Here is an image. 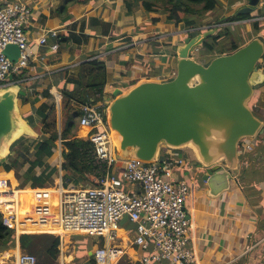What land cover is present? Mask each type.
<instances>
[{
	"label": "crops",
	"instance_id": "0c3cea01",
	"mask_svg": "<svg viewBox=\"0 0 264 264\" xmlns=\"http://www.w3.org/2000/svg\"><path fill=\"white\" fill-rule=\"evenodd\" d=\"M9 1L14 0H0V5ZM23 1H27L33 9V15L29 25L26 27V33L30 40L31 57L29 67L25 69L23 76L25 83L23 84H27V89L33 85L37 86V94L35 96L28 94L27 89L25 91L28 103L23 104V108L20 107L23 116L29 113L32 115L31 110L33 108L37 110L42 104L52 105L55 103L58 109V122L61 127L62 100L59 101L58 96L62 98L61 90L64 88L70 90L77 88L68 84L67 80L77 78L80 70L79 66L92 59H97L106 65V92L111 89H113V92L116 89H122L121 87L112 88V86L116 85L126 86L130 89L135 82L140 81L141 83L146 79H150L146 81L163 82L160 71L165 74V79L170 80L173 78L172 75L176 73L177 57L174 48L177 44H182L186 37L183 40L179 39L178 43L173 44L172 36L179 38L181 32L186 33L189 29L184 23L177 25L173 21L167 20L165 22V19L168 18L165 14H147L142 7V2H139V4L135 3L132 11L129 12L125 5V0H90L87 4H74L66 8L60 6L61 1L59 0ZM263 4L256 14L259 15L260 11L264 10ZM84 19L86 21L90 20L89 27L84 33L87 36H84L79 31L80 23ZM94 20L100 21L101 24L94 22ZM76 22L78 23L76 34L80 35L79 37L83 41L82 44L71 42L66 48L59 46L57 52L52 51L51 47L55 43V39L50 37L49 32L56 30L59 35L67 36L71 31V25ZM104 24H107V26H104ZM166 25H170L172 31L167 32L165 35H160L162 33L158 28ZM180 25L183 26L181 27ZM43 36L48 37V42L46 45H39L38 40ZM159 36H166L167 39L160 41L158 40ZM165 45L168 50H164ZM123 56L127 58H123ZM159 57L167 61L165 65L160 62ZM262 68L264 69V67ZM128 88L127 90H129ZM46 90H49L52 98L47 99L41 96ZM104 99V105L111 104L113 100V98L108 100L106 94ZM251 107L256 109L258 114L260 112L259 116H257L264 122V118H262V116L264 117L263 86L258 90ZM32 116L37 115L34 113ZM29 124L33 127L32 123ZM82 129L74 132L75 138L86 140L88 131ZM36 146L37 144L33 145L31 152L34 151ZM56 151L57 154L47 160L46 167H56L60 179L55 187L47 184L46 188H38V191H59L61 186H63V190L75 189L73 185L76 181L69 182V180H65L63 175L62 164L64 158L62 153L64 149L62 144H59V148L57 147ZM192 152L194 153L193 157L186 159L188 166L190 162L192 164V166H189L191 171L186 172L185 175L178 171L174 174L173 180H182L184 178L191 180V177H194L195 180V178L201 177V183L199 186L196 184L194 195L187 202L189 217L192 221L191 244L196 253L197 264H264V243L262 242L264 229H259L260 223L262 225V220L259 219L257 212L248 204L244 193L237 188L236 183L233 186L232 182L235 180V175L232 176L229 193L225 192L217 198L209 197L207 195V184L202 180L205 170L201 168L195 152L193 150ZM187 154L192 155L190 152ZM89 175L95 180L98 176H95V174H83L84 177ZM0 177L4 180H10L13 186L12 175L2 170L0 171ZM27 186L31 188L30 184ZM80 188L85 187L80 185L78 189ZM127 190L132 191L135 189ZM4 191H12V189L0 191V204L6 207L7 205L15 208L18 206L19 217L24 204L16 202L15 198L11 201L5 200L3 196L6 192ZM12 192L15 193L17 191ZM225 194H227V197L224 196ZM49 195L55 198L56 205H58V195ZM34 206V204L33 207L31 206L32 210H34ZM262 213L264 215V210ZM39 218H36L34 222L18 218V222L19 224L26 222L24 224L28 225L38 224L45 229H50L40 233L51 234L60 238L59 257L55 262L44 264L92 263L93 254L92 256L89 254L93 252L92 250L87 252V257L85 258L79 252L78 247L71 240H67L68 235L81 236V234L63 235L59 221L55 224L52 221L42 223ZM54 218L57 219V217ZM120 229L119 238L115 242L107 243V246L110 250L116 252L117 257L122 256V259L113 258L110 260V264H139L142 256L147 253L134 244L136 225L124 219L120 222ZM20 231L17 232L19 235L18 239L22 234ZM64 239L68 241L66 245H69L65 250L63 248ZM105 244V241L104 243L101 241L100 244H94L93 246L98 248ZM71 247L74 251H70ZM17 249L14 251L15 255L9 259H13L16 255L23 252L19 241ZM9 253L3 254V258H8L10 256ZM260 256L263 258H260Z\"/></svg>",
	"mask_w": 264,
	"mask_h": 264
},
{
	"label": "water",
	"instance_id": "95a60500",
	"mask_svg": "<svg viewBox=\"0 0 264 264\" xmlns=\"http://www.w3.org/2000/svg\"><path fill=\"white\" fill-rule=\"evenodd\" d=\"M230 17L255 15L263 0H246ZM228 18V17H227ZM225 18V19H227ZM219 26L186 31L174 48L176 75L167 82L145 81L129 90L116 89L109 104V122L121 137V160L155 162L162 148L191 149L201 168L207 195L217 198L231 189L241 167L242 141L264 134V122L250 106L255 89L264 84V41L254 38L232 54L207 64L194 58L197 48L213 37ZM205 31L194 37L190 32ZM5 55L20 57L15 45ZM21 85L0 89V162L22 137H37L20 109ZM59 133L62 130L59 125ZM61 144V143H60ZM92 256L93 252L89 253Z\"/></svg>",
	"mask_w": 264,
	"mask_h": 264
},
{
	"label": "built area",
	"instance_id": "2783aa9c",
	"mask_svg": "<svg viewBox=\"0 0 264 264\" xmlns=\"http://www.w3.org/2000/svg\"><path fill=\"white\" fill-rule=\"evenodd\" d=\"M32 15L33 9L27 1L14 0L0 5V89L25 83L24 79H14L13 75L29 67L30 40L26 27ZM49 35L55 39L51 49L57 52L61 35L56 30L50 31ZM47 42V36L38 40L39 45H46ZM9 45H15L20 50L17 62L11 61L4 53ZM198 51L197 48L195 53ZM79 126L88 131L86 140H90L94 146V166L104 170V174L100 177L97 169L95 176H98L92 187L63 190L61 186L57 194L59 202L56 214L48 207H39L37 215L40 221H52L54 224L59 221L60 229L65 234L103 238L106 244L93 252L90 264H110L113 258L122 259L109 249L107 243L119 238L120 222L124 219L136 225L134 244L147 253L139 264H197L191 244L192 221L187 208V202L194 193L192 185L195 187V184L187 178L173 180L178 171L184 175L191 171L187 160L170 148H166L163 156L153 163H144L135 158L121 160L112 142L108 104L83 105ZM252 150L253 144H247L242 154ZM120 164H124V168H120ZM11 189L14 192L22 190L10 188V180L0 178V191ZM48 193L51 194L45 191L43 198H48ZM30 206L33 207V204ZM0 212L3 214V225L16 233L26 223L19 224L18 212L13 206L7 205L6 210ZM25 221L34 222L33 219ZM20 232L21 235L27 233L24 230ZM0 264L44 263L34 254L21 252L13 259L0 258Z\"/></svg>",
	"mask_w": 264,
	"mask_h": 264
},
{
	"label": "trees",
	"instance_id": "16d2710c",
	"mask_svg": "<svg viewBox=\"0 0 264 264\" xmlns=\"http://www.w3.org/2000/svg\"><path fill=\"white\" fill-rule=\"evenodd\" d=\"M89 1L90 0H65L63 8L74 4H87ZM240 1L242 0H227L228 4L225 6L220 0H125V5L130 12L135 3L139 4V2H142V7L147 14H166L169 21H173L177 25L185 23L187 29H196L205 26L204 20L208 17H212V15H217L219 18L216 17V20H220L225 9L229 15L232 14V7ZM248 18L249 16L247 15L234 16L229 18L228 21L240 22ZM95 21L101 24L100 21L94 20V22ZM89 24L90 20L86 21V19L82 20L80 23L79 31L83 33L84 36H87L84 33L89 27ZM104 26H107V24H104ZM77 28L78 23H73L69 34L67 36H60L59 46L61 48H66L71 42L82 44L83 41L80 39V35L76 34ZM252 29L256 35L254 37H257L260 32H263L264 35V25L260 22L255 21L252 23ZM219 35L220 36L211 37L206 40L203 45L205 48L203 54L206 55L208 61L217 56L232 54L252 40L251 38L249 41L246 40L247 42L242 41L241 45L232 44L229 49H226L222 40L230 38V28L226 27ZM262 39L264 41V37ZM79 67L80 70L77 78L67 80L68 84L74 85L77 88L71 90L64 88L61 90V134L58 128L59 123L56 104H42L36 111L37 114L42 117V131L45 135V139L41 140L35 147L33 158H28L26 153L21 149L23 147V140L25 139V137H22L11 147V154L0 162V171L4 170L12 175L14 182L13 187L17 186V181L11 171L16 172L23 186L22 188L30 184L32 189H43L46 188L47 184L53 181L54 176L58 173V169L56 167H46V165L47 160L53 158L57 154V142H61L64 149L62 153L64 158L62 169L65 180L67 179L69 182H75L79 178L84 177V173L92 175L95 173L97 174V169L99 170V168L94 166L93 162V143L90 140L75 138L74 132L80 127V113L83 105H104L107 86V68L103 62L97 59L86 61ZM24 74L25 70H22L13 76L14 79H24ZM145 81L146 80L142 82ZM262 86L264 87V84L255 89L254 98H256L258 90ZM41 96L47 99L52 98L49 90L44 91ZM23 101V104L28 103L26 99ZM253 111L255 115H257L254 108ZM29 116L31 117L30 113L24 114V118L28 120L29 123H32ZM257 140L259 141H256L257 146H255L254 150L245 153L241 157V162H243V164L235 183L237 188L244 193L251 208H253L259 216L264 217L262 213L264 210V134L258 136ZM99 171L100 177H102L104 170L101 169ZM21 172L23 173L20 174ZM0 210L6 209L0 204ZM25 227H28V224H24L21 229L25 231ZM259 229H264V219L262 220V225L260 223ZM18 241L23 252L34 254L36 250L42 249L47 259H49V262H55L59 257L61 240L54 235L24 234L20 236ZM16 247V232L3 225V214L0 212V255L10 250H16ZM261 256L260 258H263Z\"/></svg>",
	"mask_w": 264,
	"mask_h": 264
},
{
	"label": "rangeland",
	"instance_id": "374dc122",
	"mask_svg": "<svg viewBox=\"0 0 264 264\" xmlns=\"http://www.w3.org/2000/svg\"><path fill=\"white\" fill-rule=\"evenodd\" d=\"M59 1H61V5L60 6L62 7L64 5V2L65 1L64 0H59ZM220 1L222 3H224L225 6H227V4H228L227 3V0H220ZM263 3H264V0H263ZM245 4H247V1L246 0H242V1L238 2V3H236L232 7V12H235V10H237L239 7H241L242 5H245ZM230 16H231V14L229 15V13L227 12V10L225 9L223 16L220 17V20H216L217 19L216 17H218L217 15H212V17H208V18H206L204 20L205 26L200 27V28H205V27H208V26H211V25L219 26V27H217L219 33L222 32L223 29H225L226 27H229L230 30H231V36H230V38H226V39H223L222 40V42L224 43L223 45H224V47L226 49H229V47L232 44L241 45L242 41L247 42L252 37L256 36L254 34V32H253V29H252V23H254L256 20H258V22H260L262 25H264V10L260 11V14L259 15L258 14H256V15H249V18L247 20L240 21V22H237V21L236 22H229L228 19L231 18ZM225 18H227V19H225ZM167 20H168V18L165 19V22ZM180 26L182 27L183 25H180ZM158 29L162 33L160 35H165L167 32H171L172 31V27L170 25H166V26H163V27H159ZM197 29H199V28H197ZM182 33L185 34V32H181L180 35H183ZM218 36H220V35H218ZM213 37H215V36H213ZM257 37L263 38L264 37L263 32H260ZM257 37H255V38H257ZM181 38H182V36H180L179 38L177 36H172V42H173V44L174 43H178V41H180ZM164 39L166 40L167 37L166 36H163V37L159 36V38H158V40H160V41H163ZM252 39H254V38H252ZM166 47L167 46L165 45L164 50H168V48H166ZM198 49H199V51L195 53L194 58L197 59L198 61H200L201 63L207 64L208 63V60L206 58V55L203 54L204 51H205L204 50L205 48L203 46H200ZM28 52L31 55L30 48H29V51ZM125 57L123 56V58H125ZM159 60L164 65L167 62L164 58H161V57H159ZM259 67H261V68L264 67V58H263V60L261 62V65ZM164 75L165 74H162V72L160 71L161 80L163 82L170 81V79H165L164 78ZM146 80H150V79H146ZM139 83H140V81H137L131 87H134V86L138 85ZM27 87H28L27 84H23L22 85V91H21L20 97H19V104H20V107H22V108H23V102H24L23 100L26 99V97H25V91H26ZM36 87L37 86L33 85L31 88H28L27 89L28 90V94H31V95L35 96L37 94ZM116 87H121L124 90H127V88H128V87L122 86V85L112 86V88H116ZM105 94H106L108 100H111L113 98V89L108 90L107 92L105 91ZM253 99H254V97L252 98V100ZM58 100L60 101V100H62V98H60V96H58ZM252 100H251L250 106L252 105V102H253ZM31 111H32V115H34V113L37 115V116H32L31 115V117L29 116V118H30V120L32 122V126L35 129V132L37 133V137H28V136H25V139L23 140V143H22L23 147L21 149L23 150V152L26 153V156L28 158H32V156H33V152L34 151L31 152V150L33 149V145L34 144H38V143H40L41 140L45 139V135H44V133L42 131V128H41V125H42V120L41 119H42V117H41V115H38L37 114V111L34 108ZM255 112L259 116L260 112L258 114V111H256V109H255ZM57 118H58V121H59L58 109H57ZM262 118H264V117L262 116ZM61 130H62V126H61ZM79 130H81V127H78L77 128V131H79ZM113 132H116V131L112 130V133ZM257 139H258V136L255 139H252V140L246 139L245 141H242L241 148L239 149V153H240L241 157L243 156V154H242L243 153V147L245 145H247V144H253V150H254L255 146H257L256 141H259ZM59 144H60V142H57V147L58 148H59ZM114 147L117 148V151H118L119 146H114ZM164 151H165V149L163 147L160 156H163L162 154L164 153ZM252 151H250V152H252ZM175 152H176V154H178L181 157L185 158V160L186 159H189V158L191 159V157H193V155H194V153L192 152L191 149H183L182 151L181 150H175ZM188 152H190L192 155L187 154ZM118 153L121 155V152L120 151H118ZM245 153H248V152H245ZM58 158H59V155H58ZM190 163H189V166H192V164H190ZM242 164H243V162L240 163V167H242ZM200 166H201V164H200ZM119 167L120 168H124V164H120ZM239 172L237 174H235V175L238 176L239 175ZM22 173L23 172H21L20 174H22ZM13 174H14L15 180L17 181V186L16 187H13L14 185L12 186V182H10V188L19 190L18 188H22L23 186L21 185L20 179L17 176V174H16L15 171H13ZM59 179H60L59 178V175L56 174L54 176V178H53V181L50 182V185L52 187H55V185H57ZM191 180L194 182V184H195L196 187H197V185L199 186V184L201 183V177H197V178H195V180H194V177H191ZM235 181H236V179L232 182L233 186L235 185ZM80 185L83 186V187H86V186H88V187L91 186L92 187V186L95 185V179L93 177H91L90 175L87 176V177H84V178H79L78 181L75 182V184L73 185V187H75V189H78L80 187ZM196 187H194V185H192L193 192H195ZM24 189H32V188H30L29 186H26L25 188H22V190H24ZM72 189H74V188H72ZM53 191H55V190H53ZM43 193H45V191H39L38 194H35L36 197L29 198L28 201H25L27 195H24L22 191L15 192L14 194L5 193V195L3 196V198L5 200H7V201H11V200H13L15 198L14 200L16 202L18 201V202L22 203V205L23 204L25 205V203H26V204H28V206L30 208H31V206L29 204H34L35 207L37 206L36 207L37 209H39V207L40 208H42V207H48L54 213L55 212V209L57 208L55 198L52 197V196H50L48 194L49 195L48 198L45 199V198H43ZM228 193H229V191H228ZM193 195H194V193H192V196L191 197H193ZM17 196H19V197H17ZM224 196L227 197V194H225ZM47 201H48V203H47ZM58 202H59V200H58ZM3 206L6 209V206L5 205H3ZM17 208H18V206H17ZM17 211H19V210L17 209ZM54 215H55V213H54ZM259 219L260 220H263L264 217L259 216ZM46 230H50V229H45V228H43L42 226H40L38 224H32V225H28V227H25V231L27 233H29V234H42L40 232H45ZM53 232H55V231H53ZM16 236H17V246H18V237H19V235L16 233ZM67 240L68 241L71 240L73 242V244L78 247L79 252H81L82 255H83V257H85V258L87 257V252L89 250L90 251L92 250L93 252H95L97 250V247H94L93 246L94 244H100L101 241H103V243H104V239L103 238H100V237H97V236H91V235H81V236L68 235L67 236ZM67 240L64 239V246H63L64 250L67 249V246H69V245H66V244H68V241ZM16 250H18L17 247H16ZM16 250H10V251H7L5 253H9L10 252L9 253L10 256L8 258H11V256H14L15 255L14 251H16ZM72 250L74 251V249H72V247H71L70 248V251H72ZM5 253H2L1 254V259H7V258H3V254H5ZM84 254H86V255H84ZM34 255L42 263H49V259H46L47 257H46V255L43 254V250L42 249L36 250V252L34 253Z\"/></svg>",
	"mask_w": 264,
	"mask_h": 264
},
{
	"label": "bare ground",
	"instance_id": "6f19581e",
	"mask_svg": "<svg viewBox=\"0 0 264 264\" xmlns=\"http://www.w3.org/2000/svg\"><path fill=\"white\" fill-rule=\"evenodd\" d=\"M120 140H121V137L116 132H113L112 133V142H113V145L114 146H119ZM19 191H22L24 195H27L25 201H28L29 198L36 197L35 194H38L39 193V191L37 189H24V190H19ZM4 192L9 193V194H14L12 191H4ZM50 193L52 195L59 194L58 191H56V190L55 191H50ZM37 210H38L37 208H34V210H32L28 206V204L25 203V205L23 206L21 212L19 213V218H21V219H33L35 221L36 218H39V216L37 215L38 214L37 213ZM54 213L56 214V212H54ZM62 234L63 235H66L65 233H62Z\"/></svg>",
	"mask_w": 264,
	"mask_h": 264
},
{
	"label": "flooded vegetation",
	"instance_id": "af4514ba",
	"mask_svg": "<svg viewBox=\"0 0 264 264\" xmlns=\"http://www.w3.org/2000/svg\"><path fill=\"white\" fill-rule=\"evenodd\" d=\"M197 29V28H196ZM205 31H195V32H190V34L188 36H196L198 34L204 33ZM219 35V32L217 31V33L214 35L215 37ZM209 62V61H208Z\"/></svg>",
	"mask_w": 264,
	"mask_h": 264
}]
</instances>
